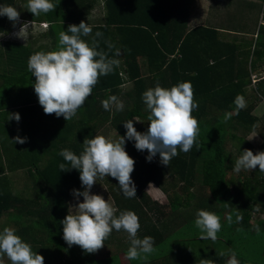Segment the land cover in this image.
<instances>
[{
    "label": "trees",
    "instance_id": "1",
    "mask_svg": "<svg viewBox=\"0 0 264 264\" xmlns=\"http://www.w3.org/2000/svg\"><path fill=\"white\" fill-rule=\"evenodd\" d=\"M99 1L103 15L99 22L98 19L93 22L89 17L94 4ZM52 2L57 4L54 11L35 17L23 7L27 0H0V5L14 6L33 23H39L37 32H41L38 44L37 36L31 39V35L25 42L6 37L0 41V93L3 95L0 98V114L3 113L0 117L3 122H10V140L20 136L28 143L22 154L11 155L14 163L6 159V167L8 172L24 170L27 176L34 178V183L26 185L31 191L26 188L21 194L14 193L11 190L12 179L0 167V217L13 209L10 219L19 225L15 232L24 242L37 243V251L32 245L31 248L44 257V264L58 262L60 258L64 259L63 264H201V260L226 264L224 258L227 253L232 254V250L223 251L225 255L222 256L221 253H201L196 249V254L190 252L186 256L182 253L187 251L183 247V239H175L176 243L169 251L137 260L127 258L129 246L122 248L126 259L121 260L117 253L104 256H98V251L85 253L77 245L69 247L63 239L61 221L68 214V200L73 196L72 190H79L82 184L79 170L60 171L59 164L70 165L59 152L68 149L79 155L83 151L85 137H94L103 130H111L118 140L119 136H125L124 121L128 119L133 120L137 131H147L149 112L142 99L143 92L154 88L157 83L170 88L180 82H189L198 104L192 113L199 122L196 143L187 153L178 149L179 154L172 158L169 166H165L160 163L159 154L151 162L147 161V150L138 151L135 142L125 137V150L135 161L131 177L136 186V197L126 198L115 178H100L108 184L116 214L133 211L140 223L137 236L141 239L152 237L154 248H160L161 240L179 225L173 232L178 231L184 236L189 229L185 232L182 226L195 220L198 210H214L212 202L221 206L218 216L224 224H221L219 233L230 225L226 223H229L227 217L231 213L222 216V212L226 208H235L234 224L246 233L259 229L264 244V217L251 221V212L264 213V172L258 168L260 177L255 174L238 179L237 185L226 176L233 154H241L244 149H250L254 154L264 151V148L251 146L242 148L240 144L231 153L227 147L228 136H235L233 129L250 127L256 122V118L249 114V108L241 109L237 114L234 100L238 94L244 97L250 69L256 58L264 56V25L258 26L252 45L255 59L248 61L250 41L240 42L239 46L236 42L223 41L219 37L220 32L210 25H188L193 0ZM82 20L92 29L91 35L82 39L89 44L95 41L98 51L106 53L109 58L119 59L120 64L112 73L100 76L92 95L76 115L66 121L63 116L44 113L34 91L35 77L28 71L27 62L37 51L56 50L59 32L67 31L68 25H78ZM41 23H46L47 27ZM11 27L12 22L6 16H0V33ZM97 32L101 35L96 36ZM259 91L264 97V86ZM112 95L123 102V111H116L114 106L111 111L104 110L102 101ZM14 113H19V122L14 118L8 119ZM226 113H230L231 118L224 122ZM149 182L166 194V205L159 204L148 195L145 186ZM196 185L194 192L191 189ZM177 187H181L180 193L175 191ZM169 188H175L172 194ZM186 207H194V212L183 216V212L190 211ZM16 214L19 220L14 219ZM176 214L182 220L168 223ZM238 215L242 217L239 221ZM226 233L230 234L229 231ZM110 237L104 242L107 243ZM237 260L239 264H245L239 255Z\"/></svg>",
    "mask_w": 264,
    "mask_h": 264
},
{
    "label": "clouds",
    "instance_id": "2",
    "mask_svg": "<svg viewBox=\"0 0 264 264\" xmlns=\"http://www.w3.org/2000/svg\"><path fill=\"white\" fill-rule=\"evenodd\" d=\"M56 6L52 0H27L23 7L36 17L41 13L54 11ZM0 16H6L15 27L20 19V12L14 6L0 5ZM29 24L32 25V21H25L14 35L27 41ZM91 33V27L83 20L78 25L70 24L67 31L59 32L56 50L37 51L30 55L27 68L35 77L34 91L45 114H55L57 117L63 116L66 121L71 120L92 95L100 76L112 73L119 66V59L109 58L106 53L98 51L95 41L89 44L82 39ZM100 35L101 33H96V36ZM142 99L149 112L147 131H137L133 120L128 119L124 121L125 136H119L118 140L96 134L91 138L85 137L83 151L79 155L68 149L59 152L70 165L59 164L60 171L70 168L79 170V179L84 189L82 192L72 190V194L77 199L82 196L83 201L74 206L75 211L69 212L61 221L63 239L69 247L77 245L85 253H96L104 247V241L115 229L128 234L130 246L126 256L129 260L140 259L141 254H150L155 250L152 237L145 236L141 239L137 236L140 223L133 211L125 210L117 215V209L108 199L90 191L98 177L111 176L118 181L126 198L136 197V186L131 177L135 161L125 150V137L135 142L134 146L138 151L147 150V161L151 162L159 154L160 163L165 166H169L172 158L179 154L178 149L187 153L196 143L199 122L192 113L198 104L189 82H180L170 88L157 83L154 88L143 92ZM234 104L237 114L246 107L244 97L239 94L235 97ZM113 106L116 111L124 109L123 102L115 95L102 101V107L106 111H111ZM13 118L19 122V113L8 117L9 120ZM230 118L231 114L226 113L224 122ZM14 141L23 144L26 138L17 136ZM257 166L260 172H264V151L254 154L252 150L244 149L235 160L233 170L237 173L241 170L252 171ZM227 219L231 224L232 217L228 216ZM241 219L238 215L237 220ZM194 226L200 230V239L216 241L221 229L220 218L201 209L196 213ZM5 255L11 264H44V257L33 252L31 245L24 242L11 227H5L0 232V258ZM201 264L212 262L201 260ZM226 264H239L234 252Z\"/></svg>",
    "mask_w": 264,
    "mask_h": 264
},
{
    "label": "rangeland",
    "instance_id": "3",
    "mask_svg": "<svg viewBox=\"0 0 264 264\" xmlns=\"http://www.w3.org/2000/svg\"><path fill=\"white\" fill-rule=\"evenodd\" d=\"M200 1V0H198ZM202 1V0H201ZM200 1V2H201ZM208 0H206L207 2ZM213 1V0H211ZM226 1V0H225ZM264 0H259L258 2H245L242 0H239V2H233L231 3V5L229 6V8H233L232 11H224L225 12V19L226 22L225 24H227L228 27L230 28H234V29H242V30H250L252 29V31H257L259 24H257V22L261 19L264 18ZM101 1L97 2L96 4H94V7L91 11L92 16L89 18H92L93 22L95 21L94 19H98L97 22L100 21V19L102 18L103 15V7H102V3H100ZM209 3V2H208ZM215 12V10H214ZM201 14V10H199L198 15ZM194 19H196V15L193 16ZM25 21H32L30 19H28V17H26L23 13L20 14V19L19 21L16 23L15 27H11L9 28V30L4 31L2 33H0V41H2L4 39V37L11 39V40H16V41H21V42H25L24 39L22 38H18L14 35V33L18 32L21 25L25 22ZM91 22V23H93ZM39 24V23H37ZM36 23H33L32 21V25L29 24V36L32 37L31 39H33V37L37 36V44L38 42L40 43L41 40L38 39V35L39 33H41L39 31V33L37 32V25ZM257 24V25H256ZM252 27V28H251ZM3 38V39H2ZM30 39V38H29ZM30 39V40H31ZM44 41V39H43ZM144 68V67H143ZM128 84H126L125 86L122 87H126ZM1 96H3L0 93V98H2ZM4 109V107H3ZM3 113H1L0 115H2ZM2 117H0V167L2 168V171H5L6 174H8V176L12 179V184H11V190H13L14 193H20L22 190L24 189H28L29 191H31L30 188L26 187V185H29V182L34 183V178L30 177L29 175L27 176V174L25 173L24 170H18V169H14L13 171L8 172L7 167H6V159L11 161L12 163H14L15 159H12L11 155H19L22 154L23 149L28 147V143L25 142L23 144L21 143H17L14 141V139L10 140L8 137V132L10 130L9 126H10V122L2 121ZM100 135H104L106 138L108 139H112V140H116L114 133L111 130L108 131H100ZM228 149H231V147L229 146V144H227ZM4 150V152H3ZM12 159V160H11ZM152 183V182H151ZM150 182L145 186V190L148 193V195L155 201H157L159 204L161 205H166L167 204V197L166 194L160 190V188H158L154 183L151 184ZM198 183V181H197ZM107 183H103V181L98 177L97 178V182L94 184V186L91 188V193L94 194H99L101 195L105 200H109V202L114 206L113 202H112V198L111 196V192L110 189H108L107 187ZM168 185V184H166ZM181 186V185H180ZM197 185L194 186L191 190H194V192H196ZM83 186L80 187L79 191H83ZM175 188H169V192L172 194V192H174ZM176 192L180 193L181 192V187H177V189L175 190ZM21 194V193H20ZM203 199L205 198V195L202 197ZM196 199V198H195ZM194 199V200H195ZM193 200V201H194ZM83 201V197L80 196L78 199L73 195L69 200H68V213H72L75 211L74 206H76L79 202ZM192 201V202H193ZM260 207V206H259ZM259 207L257 206V209H259ZM187 209H189L190 211H185L183 212V216L185 215V213L189 212L192 213L194 212V207L190 209V207H186ZM238 208V207H237ZM193 209V210H192ZM219 209V210H218ZM218 209L217 210H208L214 214H216L217 216L221 213V206L218 205ZM184 211V210H183ZM13 212V209H9L7 212H4L1 217H0V231L2 232L3 229L5 227H11L13 229H18L19 225H17V223L13 222V220L10 219V213ZM179 213V212H178ZM228 213H231L229 216L232 217V223L229 225V227H227L226 230H222V232H218L217 233V240L216 241H212L211 239H207V240H202L200 239V230L197 229L194 226V221L191 222H187V224H184V227L182 226V229H185V232L188 230L187 233H185L184 236L180 235V233H178V231L175 232L174 234V230L179 226H177L176 228H173L169 233L168 236L170 237H166V239H162L161 242L159 243L160 248L156 247L154 248V252L150 253V254H141V258L143 259L144 257H146V259H149L150 255L156 254L158 255L159 253L164 251H169L171 248H173L174 244L176 243L175 239H183L184 241V245L183 247H185V249H187V251H182V253L184 255H189L190 252H193V254L197 253L196 249H199V251H201V253L204 251L206 253H213V254H220L223 251L227 252L229 250H232L235 255H236V259H238V255L240 257H242L243 261L245 262V264H264V244H263V234L260 233V230H257L256 232H252V233H246V232H242L241 228L237 227L234 224V219L233 216L236 213L235 208L234 209H230L227 210V208L222 212V216H226ZM252 216H251V221H255L256 219L259 218H263L264 217V213L262 212H251ZM220 218V216H218ZM16 218V219H15ZM18 218L19 215L16 214L14 216L15 220H19ZM171 220H169L168 223L172 224V222H179L182 219L176 214L175 216H171L170 217ZM228 218V217H227ZM22 220H24L22 218ZM221 224H224V222H221ZM229 224V223H226ZM226 231L230 232V234L228 235L226 233ZM225 232V233H224ZM114 233V234H113ZM110 234V238L109 241L105 243L104 247L101 248L100 250H98L97 255L98 256H104V255H108L110 253H117L118 257H120L121 260H125V254L122 251V248L125 246H130V241L128 238V234L123 231H116ZM17 235H19V233L16 232ZM27 243H29L30 245H32L35 248V251H37V243H33L30 240L27 241ZM40 244V243H38ZM230 247V248H229ZM52 251V250H51ZM189 252V253H188ZM231 256L230 253H227L224 260L227 261V259ZM145 259V258H144ZM58 262H52L51 264H63L64 263V259L60 258L57 260ZM0 264H11V262L8 260V258L5 256H3L2 258H0Z\"/></svg>",
    "mask_w": 264,
    "mask_h": 264
},
{
    "label": "crops",
    "instance_id": "4",
    "mask_svg": "<svg viewBox=\"0 0 264 264\" xmlns=\"http://www.w3.org/2000/svg\"><path fill=\"white\" fill-rule=\"evenodd\" d=\"M201 1V0H200ZM198 0H193L191 5V11L188 19V25L194 26L196 24H206L216 28L220 34L219 37L226 42L233 43L236 42L237 45L240 42L250 41L251 50L250 55L248 56V61L255 59L252 55L253 43L255 42L257 31L250 30H242V29H234L230 28L225 24L226 19L224 17L226 10L232 11L233 8H229L231 3L239 2V0H202L201 2ZM247 2H258L259 0H242ZM209 2V3H208ZM264 2V1H263ZM199 10H201V14L198 15ZM215 10V12H214ZM196 15V19L193 16ZM259 25H264V18L257 22ZM256 24V25H257ZM252 28V27H251ZM247 48V46H245ZM249 65V62H248ZM250 66V65H249ZM255 81H251L252 79ZM264 56L257 59L254 62L252 69H250L249 79L247 81V85L244 89V99L246 101V108H249V114L256 118V122L254 125L250 127H237L233 129L234 137L228 136L227 144L231 147V153H234L237 145L242 144V148L245 146H251L255 149H263L264 148V97L261 95L259 89L264 86ZM235 147V148H234ZM241 154H233L234 158L231 162V166L228 169L226 176L227 178H232V182L234 184H239L238 179H242L244 177L255 176V174L259 173L258 168L252 171L241 170L239 173L233 170L235 160ZM259 177L260 175L257 174ZM252 176V177H253ZM10 178V177H9ZM151 183V182H150ZM152 184V183H151ZM233 192V191H232ZM211 207L214 210L218 209V205H215L211 202Z\"/></svg>",
    "mask_w": 264,
    "mask_h": 264
},
{
    "label": "built area",
    "instance_id": "5",
    "mask_svg": "<svg viewBox=\"0 0 264 264\" xmlns=\"http://www.w3.org/2000/svg\"><path fill=\"white\" fill-rule=\"evenodd\" d=\"M43 26H45L46 25V23H41ZM251 81H255V79L253 78Z\"/></svg>",
    "mask_w": 264,
    "mask_h": 264
}]
</instances>
